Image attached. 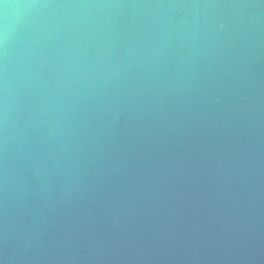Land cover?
I'll list each match as a JSON object with an SVG mask.
<instances>
[{"label":"water","instance_id":"1","mask_svg":"<svg viewBox=\"0 0 264 264\" xmlns=\"http://www.w3.org/2000/svg\"><path fill=\"white\" fill-rule=\"evenodd\" d=\"M0 264H264V0H0Z\"/></svg>","mask_w":264,"mask_h":264}]
</instances>
